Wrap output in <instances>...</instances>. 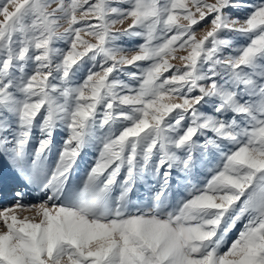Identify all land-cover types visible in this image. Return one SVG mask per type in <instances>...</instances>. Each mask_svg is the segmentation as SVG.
<instances>
[{
    "label": "snow or ice",
    "instance_id": "snow-or-ice-1",
    "mask_svg": "<svg viewBox=\"0 0 264 264\" xmlns=\"http://www.w3.org/2000/svg\"><path fill=\"white\" fill-rule=\"evenodd\" d=\"M8 196L0 264H264V0H0Z\"/></svg>",
    "mask_w": 264,
    "mask_h": 264
},
{
    "label": "rangeland",
    "instance_id": "rangeland-1",
    "mask_svg": "<svg viewBox=\"0 0 264 264\" xmlns=\"http://www.w3.org/2000/svg\"><path fill=\"white\" fill-rule=\"evenodd\" d=\"M209 2H213V0H209ZM234 15H239L241 17H243L244 13L243 12H235ZM130 21H126L125 24L123 26L121 25H117L116 27L117 28H121V27H127V24L129 23ZM202 33L198 32V37L201 35ZM125 43H138V41H132V42H129V41H125ZM128 55H132L134 54L133 52H129L127 53ZM186 53L183 52V51H179L177 52V55L180 56V55H185ZM174 64H176L177 66H181L182 67V61L180 60H175L173 61ZM176 102H179V101H176ZM92 162V153L89 152L87 153L84 158H83V161L80 163V173L79 175L82 177L83 174H84V169L86 167V165H89L91 164ZM11 197L8 196L6 199L0 201V207H2L4 204H7V203H11ZM24 215H31V213H23ZM239 225L237 226V230L239 229ZM237 230H234L232 233L229 234V237H228V240L231 241L235 238L236 236V231Z\"/></svg>",
    "mask_w": 264,
    "mask_h": 264
}]
</instances>
